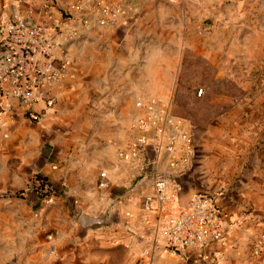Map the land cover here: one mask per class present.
I'll return each mask as SVG.
<instances>
[{
  "label": "rangeland",
  "instance_id": "1",
  "mask_svg": "<svg viewBox=\"0 0 264 264\" xmlns=\"http://www.w3.org/2000/svg\"><path fill=\"white\" fill-rule=\"evenodd\" d=\"M15 11L63 28L73 23L67 0H0V23ZM179 26L148 32L156 55L173 60L155 69L167 66L173 77L138 80L124 103L154 100L164 118L180 122V183L190 195L214 194L234 225L211 259L175 257L172 264H264V0H192ZM87 92L81 86L63 97L39 123L15 103L0 106V264L130 263L106 227L86 232L78 224L90 210L89 180L99 172L91 153L102 143L93 140L110 132L94 123L98 112L80 106L98 101ZM130 104L118 118L132 115ZM137 108L134 116L146 115ZM161 153L152 148L148 156L164 172Z\"/></svg>",
  "mask_w": 264,
  "mask_h": 264
},
{
  "label": "built area",
  "instance_id": "2",
  "mask_svg": "<svg viewBox=\"0 0 264 264\" xmlns=\"http://www.w3.org/2000/svg\"><path fill=\"white\" fill-rule=\"evenodd\" d=\"M107 1L83 3L78 9L79 23L92 28L113 24L117 11ZM77 38L71 23L63 28L36 22L19 11L5 18L0 23V106L15 103L30 121L39 123L54 106L53 90L65 71L63 55L58 57L56 53L63 54ZM136 106L146 115L132 121L128 140L118 156L138 177L151 181L150 190L141 194L144 226L150 239L144 255L151 258L155 251L179 259L193 258L194 262L211 259L215 246L228 241L234 224L214 194L195 192L185 197L179 179L185 164L186 137L181 136L180 122L164 118L154 100L138 99ZM170 128L172 134H166ZM152 148L165 155L168 167L164 172L157 171L156 161L149 159ZM100 178L99 187L105 188V173Z\"/></svg>",
  "mask_w": 264,
  "mask_h": 264
},
{
  "label": "crops",
  "instance_id": "3",
  "mask_svg": "<svg viewBox=\"0 0 264 264\" xmlns=\"http://www.w3.org/2000/svg\"><path fill=\"white\" fill-rule=\"evenodd\" d=\"M86 1L67 0V10L72 15V24L80 40L69 44L63 54L56 53L58 57L63 55L65 71L53 90L56 105L47 110L44 117L58 107V101L71 96L81 86L88 91L87 95L98 96L97 102L80 104L88 111L98 112L94 123L110 130L109 133H100L93 140L102 144L91 153L93 158L98 159L99 172H93L89 180L86 193L91 204L86 215L104 218L103 227L108 230L106 237L125 250L130 256L129 264H136L138 259L137 264H172L177 259L170 254L154 251L151 258L144 255V250L150 248V239L144 226L140 190L148 192L151 181L146 177L135 182L136 172L119 161L117 148L119 153L130 124L138 117L133 114L134 111L138 112L136 104L133 101L124 103L125 96L138 91L141 86L138 80L173 77V71L167 66L155 69L154 64L173 63V60L165 54L156 55L154 46L148 42V32L184 29L179 26L180 16L187 14L192 0H108V5L117 11V16L113 24L94 28L85 27L78 21V9L83 8ZM72 75L76 77L73 81ZM118 95H124L121 102H118ZM112 96L116 99L111 100ZM129 103L132 115L128 117L122 114L118 118V109H123V105L128 106ZM111 110L114 115L108 114ZM99 173H105V188L98 187L101 182ZM184 193L185 197L190 196L185 189ZM102 207L105 212L96 213ZM220 249L219 245L214 248L218 252Z\"/></svg>",
  "mask_w": 264,
  "mask_h": 264
},
{
  "label": "water",
  "instance_id": "4",
  "mask_svg": "<svg viewBox=\"0 0 264 264\" xmlns=\"http://www.w3.org/2000/svg\"><path fill=\"white\" fill-rule=\"evenodd\" d=\"M104 221V218H92L87 215H83L79 218L78 224L82 230L86 231L88 229L104 226Z\"/></svg>",
  "mask_w": 264,
  "mask_h": 264
},
{
  "label": "trees",
  "instance_id": "5",
  "mask_svg": "<svg viewBox=\"0 0 264 264\" xmlns=\"http://www.w3.org/2000/svg\"><path fill=\"white\" fill-rule=\"evenodd\" d=\"M40 181H41V183H42V186H44V185H46L47 183L45 182V180H41L40 179ZM20 194H18V196H19Z\"/></svg>",
  "mask_w": 264,
  "mask_h": 264
}]
</instances>
